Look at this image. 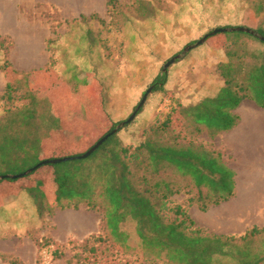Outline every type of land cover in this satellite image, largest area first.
Masks as SVG:
<instances>
[{
  "label": "rangeland",
  "instance_id": "1",
  "mask_svg": "<svg viewBox=\"0 0 264 264\" xmlns=\"http://www.w3.org/2000/svg\"><path fill=\"white\" fill-rule=\"evenodd\" d=\"M225 26L251 30L264 27V0H0V119L7 109L25 105L19 97L28 89L43 102L41 109L52 107L58 122L57 129L41 144V159L82 155L112 126L117 124L116 128L129 119L169 60L180 55L186 46ZM231 33L208 37L167 69L165 91H151L130 126L125 124L116 133L123 146H138L146 125L168 113L175 102L198 101L216 92L221 85L219 64L236 54ZM241 38L250 52L264 50L258 41ZM22 75L28 76L27 88L11 92L14 96L8 102V84L22 80ZM251 103L244 102L236 114L261 111ZM171 123L173 130H182L178 113ZM225 137L222 134L210 141L202 135L196 141L222 150L236 179L232 164L240 166L242 158L227 155ZM263 157L258 155L253 165L257 169L254 171L261 167L262 176ZM36 162L31 158L23 167L15 163L19 169H9L7 175L36 167ZM214 170L219 169L216 166ZM30 175L15 182L0 181V264H39V240L53 243L52 251L57 249L61 254L50 264H147L138 261V256L120 255L113 245L104 243L106 234L100 230L101 213L97 210L84 205L77 209L55 208L49 166ZM226 184L222 186L229 191L231 184ZM37 193L46 197L52 213L47 207L38 210ZM228 204L232 202L202 213L189 203L187 196L179 195L172 198L170 207L181 205L198 228L212 234L240 237L256 227L225 219ZM70 211H76L74 215L87 214L90 228H72L67 240L54 241L49 232L57 229L55 223L69 224L66 215ZM19 212L27 213L19 216ZM20 227L30 230L24 234ZM132 229L129 224L128 231ZM89 237L104 240H91L88 249L93 248L94 253L82 248Z\"/></svg>",
  "mask_w": 264,
  "mask_h": 264
},
{
  "label": "trees",
  "instance_id": "2",
  "mask_svg": "<svg viewBox=\"0 0 264 264\" xmlns=\"http://www.w3.org/2000/svg\"><path fill=\"white\" fill-rule=\"evenodd\" d=\"M254 31L264 38V27ZM231 35L236 54L219 64L221 85L214 94L198 101L175 102L168 113L146 125L143 140L136 147L123 146L114 134L85 160L46 165L52 170L54 207L77 209L84 205L97 210L101 213L100 230L106 234L104 243L113 245L120 255L138 256L142 263L264 264V227H252L240 237L212 234L198 228L181 205L170 207L174 196L185 195L205 213L235 196L234 173L225 153L196 141L202 135L213 141L234 129L240 121L235 111L243 102L264 110V50L250 52L241 37L256 40L263 47L264 42L244 33ZM167 78L166 73L157 75L150 84L152 92L165 91ZM27 84V75L8 84V102L14 96L11 92L27 88ZM19 99L25 105L7 109L0 119V176L23 167L31 158L37 161L35 165L45 161L40 155L41 144L58 127L52 107L41 109L43 102L30 90ZM177 113L181 131L172 128L171 120ZM15 163H20L19 167ZM216 166L224 176L214 170ZM229 182L231 188L225 191L222 185ZM37 196L38 210L47 207L52 213L46 197ZM129 224L132 231H128ZM91 240H104L89 237L83 241V250L94 253L93 248L88 249ZM45 242L36 241L40 256L48 251L52 262L60 259L57 249L52 251L53 243ZM39 264H43L42 257Z\"/></svg>",
  "mask_w": 264,
  "mask_h": 264
},
{
  "label": "crops",
  "instance_id": "3",
  "mask_svg": "<svg viewBox=\"0 0 264 264\" xmlns=\"http://www.w3.org/2000/svg\"><path fill=\"white\" fill-rule=\"evenodd\" d=\"M260 110V112L252 111L245 115L238 114L241 121L231 131L223 133L224 135L226 134L223 141L225 151L229 157H234L235 155L242 158V164L240 166L232 164V169L237 173L235 179L236 195L228 201V203L232 202V204H228L226 207L227 212L225 213V219H233L238 224L248 222L258 228H263L264 175L262 176L259 172V170H262L261 167L258 171H254L257 169L253 167L258 155H264V111L262 109ZM259 145H261V147H258ZM258 148H261L260 153H257ZM241 153L243 154L242 156ZM229 157H227V159H229ZM75 212L76 211H73L66 215V217L70 219L69 224L59 226L54 221V226H56L57 229L51 230L49 234L47 233L54 241L61 242L63 238L67 240L70 235L68 233L73 232L72 228H76L80 231L90 228V220L87 214L80 212L74 215ZM26 213L27 212H19V216H24ZM55 218H57L56 215ZM19 229L20 232L24 234L30 230L23 227Z\"/></svg>",
  "mask_w": 264,
  "mask_h": 264
},
{
  "label": "water",
  "instance_id": "4",
  "mask_svg": "<svg viewBox=\"0 0 264 264\" xmlns=\"http://www.w3.org/2000/svg\"><path fill=\"white\" fill-rule=\"evenodd\" d=\"M231 32H242V33H246L249 34L257 39H259L260 41L264 42V38L259 36L254 30L251 29H247V28H242V27H238V28H221V29H216L214 31H212L209 35H206L205 37H203L201 40H199L197 43H195L194 45H188L184 48V50L182 51V53L180 55H177L175 57H173L171 60H169L163 67L162 72L166 73L167 69L173 64L175 63L177 60H180L181 58H183L188 52H190L191 50H193L194 48L202 45L203 43H205V41L208 39V37L210 36H214L217 34H226V33H231ZM152 91V87L149 88L142 100L140 101V103L138 104V106L136 107L135 111L131 114V116L129 117V119L124 122L121 123L120 125H118L111 133L105 135L104 137H102L101 139H99L95 145H93L86 153L77 156V157H68V158H60V159H51V160H45L42 161L41 163H39L36 167H34L33 169H30L22 174L19 175H4V176H0V181H4V180H18L21 179L23 177H26L28 175H30L31 173H33L34 171H36L37 169H39L42 166H46V165H55V164H60V163H65V162H69L72 160H83V159H87L88 157H90L109 137H111L112 135L116 134L119 129H121L125 124H129L131 123L134 118L136 117L138 111L141 109V107L143 106V104L146 101L147 96L151 93Z\"/></svg>",
  "mask_w": 264,
  "mask_h": 264
},
{
  "label": "built area",
  "instance_id": "5",
  "mask_svg": "<svg viewBox=\"0 0 264 264\" xmlns=\"http://www.w3.org/2000/svg\"><path fill=\"white\" fill-rule=\"evenodd\" d=\"M42 258H43V264H50L51 263V257L50 253L48 251H44L42 253Z\"/></svg>",
  "mask_w": 264,
  "mask_h": 264
},
{
  "label": "bare ground",
  "instance_id": "6",
  "mask_svg": "<svg viewBox=\"0 0 264 264\" xmlns=\"http://www.w3.org/2000/svg\"><path fill=\"white\" fill-rule=\"evenodd\" d=\"M93 2H95V1H93ZM93 2H91V3H93ZM91 3L89 4V6L91 5ZM80 6V5H79ZM71 8V7H70Z\"/></svg>",
  "mask_w": 264,
  "mask_h": 264
}]
</instances>
